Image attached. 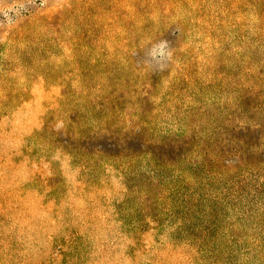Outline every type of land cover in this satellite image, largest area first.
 <instances>
[{
  "label": "rangeland",
  "instance_id": "rangeland-1",
  "mask_svg": "<svg viewBox=\"0 0 264 264\" xmlns=\"http://www.w3.org/2000/svg\"><path fill=\"white\" fill-rule=\"evenodd\" d=\"M0 264H264V0H0Z\"/></svg>",
  "mask_w": 264,
  "mask_h": 264
}]
</instances>
